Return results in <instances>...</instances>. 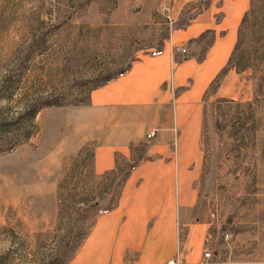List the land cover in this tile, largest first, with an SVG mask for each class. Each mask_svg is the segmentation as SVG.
<instances>
[{"label": "rangeland", "instance_id": "rangeland-1", "mask_svg": "<svg viewBox=\"0 0 264 264\" xmlns=\"http://www.w3.org/2000/svg\"><path fill=\"white\" fill-rule=\"evenodd\" d=\"M247 8L242 51L263 35L253 24L264 27V0H0V142L11 146L31 135L0 152V264H74L88 245L92 215L110 200L88 169L90 150L56 151L65 110L85 104L93 88L141 51L155 52L171 29L201 14L206 28L225 14L235 23L239 13L237 27ZM209 32L175 55L201 60ZM228 69L201 99L196 200L173 221L171 257L180 264H264V65ZM33 100L57 106L29 122ZM152 130L154 138L146 145L145 132L142 145L154 142ZM171 132L175 149V126Z\"/></svg>", "mask_w": 264, "mask_h": 264}, {"label": "crops", "instance_id": "crops-1", "mask_svg": "<svg viewBox=\"0 0 264 264\" xmlns=\"http://www.w3.org/2000/svg\"><path fill=\"white\" fill-rule=\"evenodd\" d=\"M228 16L206 28L201 14L184 29L170 30L159 54L141 51L126 72L93 88L85 104L65 110L64 140L57 141L56 151L77 153L86 147L95 175L113 168L115 154L128 158L129 145L156 130L115 206L96 216L86 236L88 245L83 247L86 239L81 243L84 250L74 264H157L176 251L174 217L196 200L192 182L202 161L201 99L225 65L235 39L239 13L235 23ZM205 31H211V42L201 60L172 54V47L185 48ZM173 126L178 136L175 149L169 146Z\"/></svg>", "mask_w": 264, "mask_h": 264}, {"label": "trees", "instance_id": "trees-1", "mask_svg": "<svg viewBox=\"0 0 264 264\" xmlns=\"http://www.w3.org/2000/svg\"><path fill=\"white\" fill-rule=\"evenodd\" d=\"M249 14H251L250 8H247L242 13L238 26L236 28L235 41L232 45L231 51L227 58L226 67L221 69L220 73L218 74L224 73L226 71V68H233L235 72H243L245 70L254 69V66L264 65V32L262 36L261 35L258 37L253 36L252 38L253 40L250 41L248 50H245V51L241 50L244 32L249 27ZM253 25L255 26V28H257L258 31L264 28V27H257L255 23ZM171 30H174V29H171ZM161 49H162V46H159V48H157L155 52L151 53V55L159 54L161 52ZM129 67L130 65H127V67L124 70L117 73L115 76L107 78L103 82V84L114 79L115 77L122 75L124 72H126L129 69ZM53 106H57V104L53 100H33L30 106L26 108L27 113H29L30 115L29 122H33L35 116L39 113L40 110H42L43 108L53 107ZM21 135H22L20 136L21 139L16 140L15 143L11 146H8V143L0 142V152L10 151L12 150L13 147H15L16 145L24 141H27L31 137L30 134L23 133ZM145 148L146 146L142 145L140 142L137 144H130L129 145L130 155L128 158L120 157L118 154H115L113 168L98 175L99 181H100L99 187H101L100 190L102 191V193L108 194L110 200L105 206V208L101 210L97 209L96 212L92 215L90 228L87 229L85 235L89 233L91 226L93 225V222L98 214L107 212L115 206L120 189L124 181L126 180L129 172L140 161L141 157L143 156ZM85 150H86V147H83L80 150V152H84ZM88 157H89L90 164H91V152ZM84 168L85 167H83L82 165L79 166L80 170H84ZM88 169L91 171L90 165ZM67 245H68L67 247L73 246L71 243H68ZM52 260L50 261L49 259L48 261L44 263H40V264H57L55 263L57 261H58V264L59 263L66 264V261L61 262L60 259H55V262Z\"/></svg>", "mask_w": 264, "mask_h": 264}, {"label": "built area", "instance_id": "built-area-1", "mask_svg": "<svg viewBox=\"0 0 264 264\" xmlns=\"http://www.w3.org/2000/svg\"><path fill=\"white\" fill-rule=\"evenodd\" d=\"M172 54H180V55H184L186 54V51L183 49V48H180V47H173L172 48ZM154 135H155V131L154 130H150V131H147L146 132V135H145V140H144V143L147 145L149 143V141L154 138ZM204 256L207 257L208 256V252L207 253H204ZM166 264H180V260L178 258V255L176 254L175 256L173 257H170L169 259H167L166 261Z\"/></svg>", "mask_w": 264, "mask_h": 264}]
</instances>
